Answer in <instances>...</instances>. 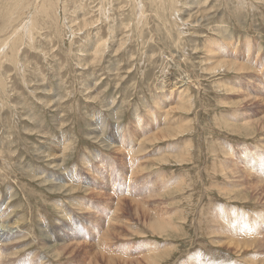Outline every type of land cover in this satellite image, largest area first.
I'll list each match as a JSON object with an SVG mask.
<instances>
[{"label":"rangeland","instance_id":"1","mask_svg":"<svg viewBox=\"0 0 264 264\" xmlns=\"http://www.w3.org/2000/svg\"><path fill=\"white\" fill-rule=\"evenodd\" d=\"M0 224V264H264V0H0Z\"/></svg>","mask_w":264,"mask_h":264},{"label":"bare ground","instance_id":"2","mask_svg":"<svg viewBox=\"0 0 264 264\" xmlns=\"http://www.w3.org/2000/svg\"><path fill=\"white\" fill-rule=\"evenodd\" d=\"M51 1V0H50ZM173 1V0H172ZM22 2V1H21ZM45 2V1H44ZM162 2V1H161ZM53 3V2H52ZM169 3V2H168ZM15 4H16V2H15ZM48 3H45V5H47ZM14 5V4H13ZM154 5H156V4H154ZM48 7V6H47ZM49 8V7H48ZM12 10V9H11ZM14 14V13H13ZM49 14V13H48ZM35 19V18H34ZM34 19H32V20H34ZM31 20V19H30ZM39 22V21H38ZM32 23V22H31ZM25 26H29V24L27 23ZM31 26V25H30ZM30 26H29V28H30ZM27 33V32H26ZM27 34H29V33H27ZM10 37V36H9ZM11 38H12V36H11ZM243 68V67H242ZM178 79V78H177ZM174 80H176V79H174ZM175 82V81H174ZM175 83H177V82H175ZM178 84V83H177ZM180 85V84H179ZM178 85V86H179ZM183 85V83L180 85V87ZM176 87H177V85H176ZM177 89H178V87H177ZM182 89V88H181ZM170 108V107H169ZM169 135V134H168ZM167 136V135H166ZM165 136V137H166ZM204 143V142H203ZM117 212H118V210H117ZM119 213V212H118ZM169 215V214H168ZM115 218V217H114ZM119 219V218H118ZM2 220H4V219H2ZM114 220V219H113ZM3 222V221H2ZM5 223V222H4ZM155 223H157V222H155ZM17 224V223H16ZM1 225V224H0ZM3 227H7L6 226V224H5V226L3 225ZM16 227V226H15ZM12 228V227H11ZM16 229H18V228H16ZM20 229V228H19ZM20 230H22V229H20ZM9 235H10V232L8 231V230H6V229H4V230H2V231H0V237L2 238V239H6V238H8L9 237ZM13 235H15V233L13 234ZM13 237V236H12ZM15 237V236H14ZM16 238V237H15ZM13 239V238H12ZM11 240V239H10ZM68 246V245H67ZM152 246V245H151ZM79 247V246H78ZM69 248V247H68ZM152 249V248H151ZM148 254V253H147Z\"/></svg>","mask_w":264,"mask_h":264}]
</instances>
